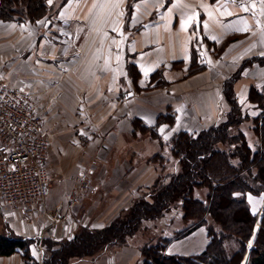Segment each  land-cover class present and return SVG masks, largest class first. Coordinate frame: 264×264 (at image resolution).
Listing matches in <instances>:
<instances>
[{
    "label": "crops",
    "instance_id": "obj_1",
    "mask_svg": "<svg viewBox=\"0 0 264 264\" xmlns=\"http://www.w3.org/2000/svg\"><path fill=\"white\" fill-rule=\"evenodd\" d=\"M57 21L42 23L35 30L26 25L25 37L15 45L22 41L24 48L36 36V46L21 58L0 56V69L8 62L21 61V65L9 64L11 70L0 74L10 84L31 82L49 132L51 186L45 200L27 213L7 203L0 207L13 230L39 238L32 246L39 264L45 252L41 240L71 239L81 226L104 227L153 188L162 174L158 171L161 166L143 160L144 149L152 154L160 144L135 130L133 118L154 126L160 114L173 111L175 124L158 127L164 138L182 129L198 132L225 119L229 105L224 81L239 64L241 75L235 88L244 107L251 87L264 85V3L253 9L245 0H68ZM17 23L0 19V40L6 47L13 44L10 28ZM193 52H197L194 62ZM128 53L133 54L130 61L139 73L135 79L128 75ZM191 63L203 65L204 70L179 80ZM161 68L167 71L170 84L144 90L150 83L155 85L152 75ZM128 85L134 90L128 92ZM260 112L258 108L251 115ZM78 164L91 169L95 186L72 203L67 193L75 188ZM167 168L166 173L178 166ZM97 194L103 200H94ZM247 199L256 220L240 264L263 259L257 240L264 192L248 193ZM205 218L207 223L197 222L194 228L172 236L164 252L191 257L202 253L211 241L209 225L220 228L207 214ZM137 240L132 236L120 249L112 248L96 258H73L71 264H142ZM226 246L231 254L238 249L235 239L227 240ZM0 264L27 263L21 252H15L0 255Z\"/></svg>",
    "mask_w": 264,
    "mask_h": 264
},
{
    "label": "trees",
    "instance_id": "obj_2",
    "mask_svg": "<svg viewBox=\"0 0 264 264\" xmlns=\"http://www.w3.org/2000/svg\"><path fill=\"white\" fill-rule=\"evenodd\" d=\"M52 12L48 0H0V19L4 21L38 23L45 17L53 21ZM130 69L137 78L136 66L129 64ZM162 74L163 69L155 71L151 82L166 83ZM224 95L229 105L225 119L198 132L182 129L164 138L158 127L163 123L175 124L177 115L173 111L160 114L154 126L139 117L133 118L135 130L150 132L159 141L160 148L152 160H157L162 168L177 164V170L160 174L153 188L137 198L125 216H117L110 224L97 228L81 226L71 239H43L45 252L41 264H71L73 258H96L128 244L130 237L145 229L147 221L156 222L174 209L185 225L173 230V235H162L156 242L141 245L142 264H240L256 220L247 194L264 192V87L251 88L249 98L261 109L256 116L243 111L235 93ZM249 120L259 138L256 148L242 129ZM206 214L220 228L209 225L211 241L202 253L191 257L164 252L172 236L194 228L197 222L207 223ZM259 238L258 254L264 261V215ZM229 239L238 243L233 254L226 246ZM36 241L33 237L0 233V255L21 252L27 264H39L32 253Z\"/></svg>",
    "mask_w": 264,
    "mask_h": 264
},
{
    "label": "built area",
    "instance_id": "obj_3",
    "mask_svg": "<svg viewBox=\"0 0 264 264\" xmlns=\"http://www.w3.org/2000/svg\"><path fill=\"white\" fill-rule=\"evenodd\" d=\"M48 135L31 82L10 84L0 74V199L14 210L31 212L49 192ZM77 180V189L67 193L72 202L94 184L88 169L81 170Z\"/></svg>",
    "mask_w": 264,
    "mask_h": 264
},
{
    "label": "rangeland",
    "instance_id": "obj_4",
    "mask_svg": "<svg viewBox=\"0 0 264 264\" xmlns=\"http://www.w3.org/2000/svg\"><path fill=\"white\" fill-rule=\"evenodd\" d=\"M66 1H68V0H66ZM166 1H169V0H166ZM253 9H258L263 3H264V0H245ZM64 2V0H52L51 2H49L48 1V5L49 6H51V9H52V11L54 12V16H53V21H52V19L50 18V17H45V18H43V20H41L40 22H38V23H31V22H29V21H27V22H18L17 24L18 25H16V26H13V27H11L10 28V30L12 31V33H13V35H12V37H13V44L15 45V43H16V41H18V40H22V38L23 37H25V33H26V25L27 26H29V28L30 29H32V28H34L33 30H35V29H37L38 27H40V26H42L41 24L43 23V24H47V25H51V23L53 24H55L56 22H58L57 21V15H58V13H59V11H60V9L63 7V4L65 3H63ZM62 6V7H61ZM128 6H132L131 4L130 5H128ZM128 8V10H127V12L129 13V14H131L132 12V9L131 8ZM133 7V6H132ZM165 7V6H164ZM52 12V13H53ZM51 13V14H52ZM65 23H63V24H67L66 26H68V22H66V21H64ZM61 24V23H60ZM18 29H20V30H18ZM2 40H0V56H1V58L3 57H6L8 54H9V56H11V55H13V54H16V55H18L19 56V58H21V56L23 55V54H25V51H27V52H29L30 50H32V48H34L35 46H36V44H37V41H38V37H34L31 41H30V43L28 44V46H25L24 48L22 47V45H23V42L21 41L19 44H16L15 46H13L11 49H10V47L13 45V44H10V46L8 47H6L4 44H2V42H1ZM34 46V47H33ZM16 48H18V50L15 52L14 50L16 49ZM192 55H193V58H192V61L194 60H196V58H194V57H197V52H193L192 53ZM214 55H216V56H218V53L217 54H215V52H214ZM131 57H133V54H129L128 53V67H127V70H128V68H129V64H133L131 61H130V58ZM1 58H0V61H1ZM13 60V59H12ZM7 61H9V60H7ZM18 61V60H17ZM17 61H14L13 63H10V62H8L7 64H5V65H3V67H1V69H0V71L1 72H3L2 70H5L6 72H7V70L8 71H10L11 70V68L9 67L10 65L9 64H14L15 62H17ZM193 61V62H194ZM192 62V63H193ZM18 63V62H17ZM51 63V62H50ZM191 63V64H192ZM19 65H21V61L18 63ZM180 64V63H179ZM15 65H16V63H15ZM53 65V64H52ZM177 65V64H176ZM196 66H193V64L191 65V68H190V70L188 71V72H186L185 74H184V77H182V78H180L179 80H183L184 78H187V77H189V76H193L194 74H196V73H198V72H200V71H203L204 70V67H202L201 68V64H199V66H198V64H195ZM193 66V67H192ZM239 66H240V64H239ZM239 66L236 68V70H234V71H232V72H230L231 71V69L229 68L228 69V71L230 72V74L231 75H229V77L224 81V85H223V92L224 93H227V94H230L231 92L232 93H235V95H236V88H235V81H236V79L241 75L240 74V68H239ZM4 68V69H3ZM178 67H176V69H177ZM163 68H161V70H162ZM179 69V68H178ZM131 70V69H130ZM130 70H128V75H131L132 77H134V79H135V76H134V71H130ZM158 70H160V69H158ZM132 72V73H131ZM167 72V71H166ZM166 72H163V74L162 75H160V76H162V77H164V79L166 80V83H164V84H161V85H158V84H156V83H158V80H156V82H155V84H156V86H154V85H150V84H148L146 87H144V90H148V89H151V88H161V87H165V86H168L169 84H170V81L169 80H167L166 78H165V76H166ZM21 81L22 79H21V77H19L18 78V81ZM134 81V80H133ZM231 81V83H229ZM22 82H24V81H21V83ZM136 85V84H135ZM158 85V86H157ZM151 86H153V87H151ZM230 87V88H229ZM256 87H258V88H260V89H262L263 87H264V85H262V86H256ZM252 88V87H251ZM130 90H134V87L132 86V87H129V85H128V92L130 91ZM231 90V91H230ZM250 92H251V89H250ZM237 97V96H236ZM249 97H250V93H249ZM240 103V102H239ZM241 104V103H240ZM258 103L257 102H253V101H251L250 100V98H249V101L247 102V104L245 105V107L242 105V108H243V111L245 112V113H247V114H251V113H254V110L255 109H258V105H257ZM253 121L252 120H249V121H246L243 125H242V129L247 133V135H248V137H249V139H250V141H251V143H252V145L254 146V148H256V147H258V145H259V138H258V136L254 133V129L252 128L253 127ZM134 136H136V135H134ZM147 136V137H146ZM149 136L151 137V133L150 132H144V138H148L149 139ZM80 138H81V136H79ZM80 140V142H81V139H79ZM156 140V139H155ZM156 143V142H155ZM150 150H149V148H146V149H144V157L145 158H143V160H147V161H152L153 162V164L154 165H158V163H156V161L157 160H152V157L158 152V147L157 148H155V150L153 149V151H152V154H150ZM85 163V162H84ZM174 164H170L169 165V168H167V170L169 169V170H172V168H174ZM165 166H164V168H162V167H160L159 169H158V171L159 172H161V173H166V171H165ZM83 169H88V171L89 172H91V169L90 168H88V167H86L85 166V164L83 165V164H78V171L80 172L81 170H83ZM168 170V171H169ZM173 171V170H172ZM172 171H169V172H172ZM79 172H78V174H77V176L79 175ZM92 173V172H91ZM77 176H75V185H74V187L75 188H73L72 190H74V189H77V186H78V180H77ZM92 176H93V174H92ZM93 178H94V176H93ZM95 180V179H94ZM95 186V183L93 184V187ZM93 187L91 188V189H93ZM91 189H89V190H87V191H80L79 192V197H78V200L77 201H80V198L81 197H83V196H86L87 195V193H89L90 191H91ZM72 190H70V191H72ZM69 192V191H68ZM86 194V195H85ZM67 197H68V195H67ZM93 197H95L94 198V200H100V199H102L103 200V197L101 196V194H97V195H95V196H93ZM92 197V198H93ZM204 197V196H203ZM86 198V197H85ZM68 199H69V197H68ZM70 200V199H69ZM76 201V202H77ZM91 203H92V201H93V199H90L89 200ZM72 202V201H71ZM76 202H72V203H76ZM5 204H6V202L5 201H3V200H1L0 199V207H1V209H3V207L5 206ZM126 212H127V210L125 211V212H121L120 213V215L119 216H125L126 215ZM179 211H177L176 209H174V210H172V211H169L168 213H166V215L163 217V218H161V219H159V221H157L154 225H150L151 223L149 222V221H147L146 223H145V229L144 228H142V230L138 233V234H136V235H134V236H137V238H138V242L140 243V245H144V244H151V243H153V242H156L158 239H160L161 237H162V235H165V236H170V235H173V233H174V231L176 230V229H180V228H182L184 225H185V223L182 221V219H181V215L178 213ZM184 224V225H183ZM174 230V231H173ZM0 233L2 234V235H6V234H10V233H14V234H16V235H19V236H26V237H32V236H27V235H23V234H19V233H17L15 230H13L6 222H5V217H4V215L3 214H1V212H0ZM49 233V232H48ZM48 233L46 232V235L48 236ZM164 236V237H165ZM45 237V236H44ZM43 237V238H44ZM34 238V237H33ZM36 238H38V237H36ZM44 239H46V238H44ZM37 240H39V238L37 239ZM42 241L43 240H41L40 242H41V244H42ZM132 241V240H131ZM138 244V243H137ZM42 246H43V244H42ZM124 246V245H123ZM123 246H117V247H114V249H116V248H122ZM44 247V246H43ZM113 249V250H114ZM98 257V256H97ZM142 258H143V255H142ZM87 264V263H86Z\"/></svg>",
    "mask_w": 264,
    "mask_h": 264
},
{
    "label": "snow or ice",
    "instance_id": "obj_5",
    "mask_svg": "<svg viewBox=\"0 0 264 264\" xmlns=\"http://www.w3.org/2000/svg\"><path fill=\"white\" fill-rule=\"evenodd\" d=\"M49 2H51V0H49ZM105 2H107V0H105ZM96 5H94V7H95ZM101 8H103L104 6H105V4L104 3H101L100 5H99ZM115 6V5H114ZM175 6V5H174ZM245 10H247V9H245ZM192 19V17H189V20H191ZM182 27H184V23H182ZM205 27H207V25H205ZM116 29L115 28H113V31H115Z\"/></svg>",
    "mask_w": 264,
    "mask_h": 264
}]
</instances>
